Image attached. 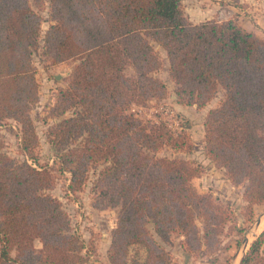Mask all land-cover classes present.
<instances>
[{
    "label": "trees",
    "instance_id": "1",
    "mask_svg": "<svg viewBox=\"0 0 264 264\" xmlns=\"http://www.w3.org/2000/svg\"><path fill=\"white\" fill-rule=\"evenodd\" d=\"M46 4L51 24L42 39ZM156 46L169 61L179 104L202 109L225 91L204 123L206 156L234 186L245 185L249 206L263 204V38L232 21L193 23L183 0H0V123L19 124L20 152L35 163L33 56L42 50L47 68L78 62L48 112L61 118L48 139L58 170L71 176V193L92 182L93 206L119 209L110 264H173L157 237L164 243L182 237L191 253H200L216 247L227 222L223 206L194 190L199 166L158 155L164 148L190 152V135L133 111L169 96L155 76L163 67ZM1 149L0 140V264H92L94 248L72 232L62 203L48 193L54 170L9 159ZM137 247L144 258L131 255ZM240 264H264V230Z\"/></svg>",
    "mask_w": 264,
    "mask_h": 264
},
{
    "label": "rangeland",
    "instance_id": "2",
    "mask_svg": "<svg viewBox=\"0 0 264 264\" xmlns=\"http://www.w3.org/2000/svg\"><path fill=\"white\" fill-rule=\"evenodd\" d=\"M183 6L189 19L193 23L216 20L219 23L234 22L243 27V20L249 19L250 3L248 0H183ZM44 21L42 24V39L51 22L49 20V6L45 5L40 12ZM247 31V30H246ZM254 32V31H250ZM257 34V33H256ZM258 35V34H257ZM263 38V36L258 35ZM41 39L40 43L43 44ZM156 50L163 62V67L155 76L163 81L169 91L164 100H151L145 107L134 106V113L145 122H164L176 134L190 135L193 149L190 152H179L171 148L161 150L159 156L180 158L189 161L200 168V174L191 182L194 190L201 196H210L212 200L227 210V222L222 233L217 237L214 249L207 250L203 246L200 253H191L184 245L182 237L174 236L170 243H164L156 238L161 247L173 257V264H240L252 242L264 230V203L254 207L249 206L243 198L245 185L234 186L228 179L226 170L217 168L206 156L204 148V123L210 110L219 107L225 98V91L218 90L217 96L204 108L184 106L178 103V87L169 76V61L159 46ZM42 50L33 56L32 67L36 71L38 84L37 100L31 105L30 114L36 126L40 145L37 149V162L24 156L19 149L21 131L20 126L13 120L0 123L1 153L7 158L17 161L27 160L36 167L52 168L55 183L48 193L60 200L64 211L69 215L72 232L79 235L90 251L88 256L92 264H110L109 251L112 242V231L116 228L119 209L97 210L93 206V197L89 182L82 192L71 193L69 190L70 174L58 170L55 151L48 139L50 127L60 119L50 118L48 112L56 102L61 89L68 87L71 76L78 62L70 61L56 66H48V60L41 55ZM128 73L132 70L128 69ZM71 114H67L66 117ZM91 181L94 172L90 175ZM261 224H258L259 220ZM257 232V233H256ZM35 247H42L35 241ZM144 258L145 252L137 247L131 250V255Z\"/></svg>",
    "mask_w": 264,
    "mask_h": 264
},
{
    "label": "crops",
    "instance_id": "3",
    "mask_svg": "<svg viewBox=\"0 0 264 264\" xmlns=\"http://www.w3.org/2000/svg\"><path fill=\"white\" fill-rule=\"evenodd\" d=\"M250 3L249 19H244L243 27L264 37V0H248Z\"/></svg>",
    "mask_w": 264,
    "mask_h": 264
},
{
    "label": "water",
    "instance_id": "4",
    "mask_svg": "<svg viewBox=\"0 0 264 264\" xmlns=\"http://www.w3.org/2000/svg\"><path fill=\"white\" fill-rule=\"evenodd\" d=\"M261 222H262V220L260 219V220L258 221V224L260 225V224H261Z\"/></svg>",
    "mask_w": 264,
    "mask_h": 264
},
{
    "label": "bare ground",
    "instance_id": "5",
    "mask_svg": "<svg viewBox=\"0 0 264 264\" xmlns=\"http://www.w3.org/2000/svg\"><path fill=\"white\" fill-rule=\"evenodd\" d=\"M264 223V222H263ZM257 233V232H256Z\"/></svg>",
    "mask_w": 264,
    "mask_h": 264
},
{
    "label": "built area",
    "instance_id": "6",
    "mask_svg": "<svg viewBox=\"0 0 264 264\" xmlns=\"http://www.w3.org/2000/svg\"><path fill=\"white\" fill-rule=\"evenodd\" d=\"M133 111H134V109H133Z\"/></svg>",
    "mask_w": 264,
    "mask_h": 264
}]
</instances>
